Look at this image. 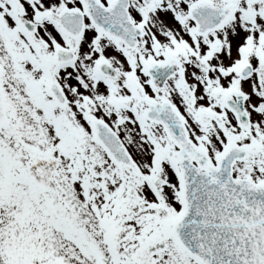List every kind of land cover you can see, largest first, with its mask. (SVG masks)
I'll return each mask as SVG.
<instances>
[{
	"label": "snow or ice",
	"instance_id": "obj_1",
	"mask_svg": "<svg viewBox=\"0 0 264 264\" xmlns=\"http://www.w3.org/2000/svg\"><path fill=\"white\" fill-rule=\"evenodd\" d=\"M0 264H264V0H0Z\"/></svg>",
	"mask_w": 264,
	"mask_h": 264
}]
</instances>
